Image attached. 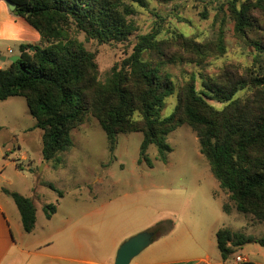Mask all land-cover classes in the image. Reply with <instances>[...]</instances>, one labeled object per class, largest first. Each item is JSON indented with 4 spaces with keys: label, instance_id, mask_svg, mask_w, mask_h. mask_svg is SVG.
<instances>
[{
    "label": "trees",
    "instance_id": "16d2710c",
    "mask_svg": "<svg viewBox=\"0 0 264 264\" xmlns=\"http://www.w3.org/2000/svg\"><path fill=\"white\" fill-rule=\"evenodd\" d=\"M9 1L16 5L13 13L39 32L41 42L34 49L20 45L21 59L0 68V101L25 99L35 127L43 132V163L72 148V133L88 116L105 132L112 156L120 135L143 134L140 163L149 162L151 146L164 161L172 152L166 137L186 125L197 133L200 153L236 211L264 223V0H228L226 8L219 5L217 37L206 42L180 32L161 40L158 27L130 42L138 31L133 21L136 7L148 8V0ZM202 17L208 19L207 13ZM227 20L252 50V64L226 65L217 75L202 78L201 89L191 76L178 91L174 112L162 117L167 99L176 91L165 69L204 68L210 59L224 57ZM78 34L100 44L129 43L131 52L103 83L96 54L87 50ZM5 192L16 204L25 232L31 233L37 222L34 201ZM48 210L50 219L56 207L49 205ZM159 229L155 232L161 236ZM216 238L224 261L236 247L257 243L264 248V235L246 237L221 229Z\"/></svg>",
    "mask_w": 264,
    "mask_h": 264
},
{
    "label": "rangeland",
    "instance_id": "374dc122",
    "mask_svg": "<svg viewBox=\"0 0 264 264\" xmlns=\"http://www.w3.org/2000/svg\"><path fill=\"white\" fill-rule=\"evenodd\" d=\"M148 1V8L136 7L133 21L138 31L130 42L157 27L161 40L171 39L174 32L202 42L215 40L220 25L215 24L216 8L221 4L226 8L228 0ZM77 37L96 54L103 83L131 52L129 43L107 45L86 41L83 34ZM225 43L226 55L210 59L204 68L176 65L165 69L172 75L176 91L167 99L162 117L174 112L178 91L191 76L201 89L202 78L217 75L226 65L252 64V50L237 37L230 20L226 21ZM35 126L25 99L0 101V169L5 168V178L11 183L4 187L34 201L38 222L34 231L44 239L47 251L66 253L81 260L80 264H114L126 241L160 228L162 235L157 234L160 237L132 262L192 264L208 255L210 264H217L222 260L216 238L219 230L254 238L264 235V223L236 211L200 153L197 133L186 125L166 137L172 152L164 161L151 146L147 163L139 162L143 134L120 135L112 156L107 136L92 116L73 131L72 148L41 163L42 131ZM49 205L56 207L50 219L47 214L51 211H45ZM58 228H64L63 232L58 234ZM74 241L81 245L80 253L73 252ZM263 254L259 245L246 244L234 248L226 264H236L237 256L264 264Z\"/></svg>",
    "mask_w": 264,
    "mask_h": 264
},
{
    "label": "crops",
    "instance_id": "0c3cea01",
    "mask_svg": "<svg viewBox=\"0 0 264 264\" xmlns=\"http://www.w3.org/2000/svg\"><path fill=\"white\" fill-rule=\"evenodd\" d=\"M40 42L41 36L39 32L24 18L15 15L5 0H0V68H4L8 64V62H2L1 58L20 56V45H31L33 48L39 45ZM40 155L39 161L43 163L42 150ZM22 159L27 160L25 156ZM7 164L10 165L9 163ZM4 169H0V264H80L81 260L72 256L67 257L66 253L47 251L43 247L45 244L44 239L36 237L35 229L31 233L25 232L20 212L13 199L5 192L9 191L12 193L14 191H10L4 187V183H8L4 175ZM37 223L35 228L37 227ZM63 229L58 228V234L63 232ZM151 231L155 230L153 229ZM74 242L73 252L76 253L77 251L80 253L81 245L77 241ZM254 244L255 247L258 245L257 243ZM247 259L249 260V264H257L254 259ZM226 262L222 259L217 264H226ZM130 264L140 263L131 262ZM192 264H210V257L206 255L204 258H198Z\"/></svg>",
    "mask_w": 264,
    "mask_h": 264
},
{
    "label": "water",
    "instance_id": "95a60500",
    "mask_svg": "<svg viewBox=\"0 0 264 264\" xmlns=\"http://www.w3.org/2000/svg\"><path fill=\"white\" fill-rule=\"evenodd\" d=\"M11 11H14L16 5L5 0ZM34 49V48H32ZM21 59V56H12L9 58H1L2 62H16ZM157 238L155 231H146L140 233L128 241H126L118 250L114 264H130L138 257L146 248H148Z\"/></svg>",
    "mask_w": 264,
    "mask_h": 264
},
{
    "label": "built area",
    "instance_id": "2783aa9c",
    "mask_svg": "<svg viewBox=\"0 0 264 264\" xmlns=\"http://www.w3.org/2000/svg\"><path fill=\"white\" fill-rule=\"evenodd\" d=\"M236 264H249V260L246 257L238 256L235 259Z\"/></svg>",
    "mask_w": 264,
    "mask_h": 264
}]
</instances>
